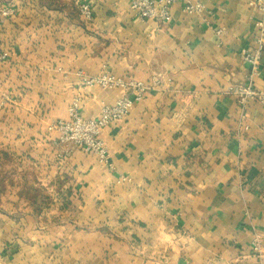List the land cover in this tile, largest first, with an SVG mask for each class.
<instances>
[{
    "label": "crops",
    "instance_id": "crops-1",
    "mask_svg": "<svg viewBox=\"0 0 264 264\" xmlns=\"http://www.w3.org/2000/svg\"><path fill=\"white\" fill-rule=\"evenodd\" d=\"M189 1L205 8L179 1L164 22L131 0H0L16 9L0 24V264H264V104L230 93L259 14ZM259 70L262 88L264 52ZM79 71L160 80L102 131L108 165L57 141L74 96L96 118L124 93Z\"/></svg>",
    "mask_w": 264,
    "mask_h": 264
},
{
    "label": "built area",
    "instance_id": "built-area-1",
    "mask_svg": "<svg viewBox=\"0 0 264 264\" xmlns=\"http://www.w3.org/2000/svg\"><path fill=\"white\" fill-rule=\"evenodd\" d=\"M179 1H184L187 4L186 9L190 11H202L205 8L202 3H192L189 0H131L130 8L137 17L143 20L169 22L171 7ZM248 4L259 14L255 21L257 31L255 45L250 48L245 47L241 51L243 62L249 66L248 83L235 86L230 91L243 108L250 102L264 104V87L259 88L255 83L264 52V0H250ZM79 11L86 20L93 19V10L89 3H81ZM15 14L14 7H3L0 9V24ZM222 30L217 29V34H222ZM6 59V54L0 51V63ZM79 75L86 86H98L105 90L120 89L124 93L113 104H103L96 118L83 117L80 112L81 96H74L68 108L67 118L58 119L53 123V128L58 132L57 141L60 144L77 146L96 156L100 163L108 165L110 164V154L106 142L101 137L102 131L114 123L123 121L135 104L144 99L148 90L160 84V80L158 76L153 77L149 82L134 79L125 80L111 72L89 76L83 71H79ZM122 180L130 181L129 177H124ZM259 249L260 239L257 236L254 240V250L259 251Z\"/></svg>",
    "mask_w": 264,
    "mask_h": 264
}]
</instances>
